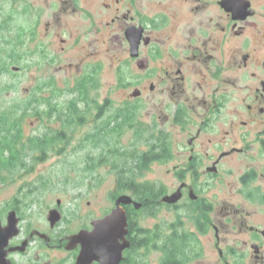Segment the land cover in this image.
Returning a JSON list of instances; mask_svg holds the SVG:
<instances>
[{"label": "flooded vegetation", "instance_id": "obj_1", "mask_svg": "<svg viewBox=\"0 0 264 264\" xmlns=\"http://www.w3.org/2000/svg\"><path fill=\"white\" fill-rule=\"evenodd\" d=\"M12 1H22L24 11L33 5L31 0ZM45 3L53 8L45 21L47 32L55 20L56 34L61 35L58 28L73 35L81 16L93 36L88 45L102 43L107 52L118 56L121 84L130 90L109 114V97L98 101L89 95L95 119L100 122L113 114L126 116L129 120L125 125L135 123L129 125L135 131L139 125L135 117L143 106L144 81H148L150 91L167 83V88L159 91L167 90L174 103L171 119L187 129V137L180 143L187 150L186 165L177 172L181 178L185 172L187 182L177 187L181 196L176 202L167 203L162 197L177 189L162 191L147 205L130 192L112 193L113 206L103 216L115 208L120 195L127 194L141 203L138 208L132 202L122 205L128 246L117 264H139L144 249L151 247L161 252L159 264H264V0ZM87 67L80 77L94 76L95 64ZM160 132L173 147L169 135ZM180 202L187 209V228L181 219L155 229L138 224L139 212L151 216L159 207L173 210ZM12 210L19 219L17 233L7 238L0 264H77L81 244L72 242L71 237L81 230H92V221L100 218L53 235L36 229L21 231L22 219L14 207L0 215L1 228L6 227ZM59 213L61 219V210ZM58 225L49 227L55 230ZM174 242H183V256H175L178 248ZM51 253L53 257L47 258ZM172 255L175 259H168Z\"/></svg>", "mask_w": 264, "mask_h": 264}, {"label": "rangeland", "instance_id": "obj_2", "mask_svg": "<svg viewBox=\"0 0 264 264\" xmlns=\"http://www.w3.org/2000/svg\"><path fill=\"white\" fill-rule=\"evenodd\" d=\"M31 1V8L26 6L24 11L22 1L15 3L12 0H0V62H4L8 69L0 79V113L13 108V114L16 115L19 111H15L26 99L49 97L51 88L39 87L48 80L54 87L52 101L62 108L73 97L69 88H74L76 79L90 64H95L97 68L94 84L89 85L88 94L98 101L109 97L112 103L106 114L112 112L115 104L120 103L122 96L130 90V87L127 89L121 84L118 56L112 51L107 52L102 43L96 44L94 41L91 46L88 45L93 36L87 32V21L81 16L76 28L73 27V35L66 29L58 28L61 35L56 34L55 20L51 22L52 26L47 32L45 21L52 13V6L48 7L45 0ZM77 34L78 43H75ZM60 37L64 39L63 42ZM131 69L136 71L133 66ZM144 86L143 106L135 117L136 124H139L137 128L145 130L141 138H150L152 130L156 134L163 131L173 142V154L167 160L152 161L135 178L163 187L167 193L174 192L182 181L187 182L185 172L182 173V178L177 173L180 172V167L184 168L186 165L187 150L180 143H184L187 129H182L181 124L174 123L171 119L174 103L168 98L169 92L159 91L166 89L168 84L161 83L154 91L148 89V81H144ZM46 105L42 102L41 107ZM92 111L93 108H88L86 120L68 129V139L57 144L62 148L60 153L55 148L46 154L45 160L33 162V152L25 150L23 160L26 165L10 173L4 172V178L0 179V215H5L9 208L17 209L22 219L19 224L21 231L36 229L41 232L50 231L53 235L57 232L68 233L84 224H90L93 218L103 216L113 206L111 196L121 166L112 165L105 160L102 164H97L101 145L105 144L94 145L92 140L89 143L82 141L97 124ZM43 121L34 116H25L20 121L22 137L42 134L47 128L54 130L59 127V123L53 118ZM129 125L132 124H124L119 133L110 135L111 143L118 141L121 151L134 139V127ZM110 144L105 146L113 150L115 145ZM139 149H147L146 140L139 145ZM104 154L107 157L110 152L105 150ZM134 159L137 160L138 156ZM125 163L128 170L131 168L130 173L134 172L133 159ZM16 198L19 199L17 203L14 202ZM52 208H58L63 215L55 230L50 229L47 219ZM156 210L155 215L150 214L151 216L144 211L139 212L138 224L155 229L181 219L187 228V209L182 202L173 210L166 207ZM36 249L33 248V251L36 252ZM41 254L44 256L46 253ZM53 255L51 253L47 258H52ZM161 259V252L151 247L144 249V255L138 261L139 264H159Z\"/></svg>", "mask_w": 264, "mask_h": 264}, {"label": "trees", "instance_id": "obj_3", "mask_svg": "<svg viewBox=\"0 0 264 264\" xmlns=\"http://www.w3.org/2000/svg\"><path fill=\"white\" fill-rule=\"evenodd\" d=\"M8 71L5 63L0 62V79ZM96 72V71H95ZM95 76H83L76 80L73 89L69 88L73 93V97L67 101V103L61 108L56 102L52 101L54 97V87L51 81H45L39 85V87L48 88L50 87L49 97H33L26 99L23 105H20L19 109L14 115L13 108L8 111L0 113V179L4 178V172H11L25 166L23 160L25 150L33 152L32 160L43 161L46 158V154L56 148V152H61V147L58 143L68 139V129L73 128L76 124H81L86 120V115L89 108V85L94 84ZM42 91V90H40ZM42 102L46 103V107H41ZM82 102H85L82 105ZM18 105V104H17ZM25 116H34L39 118L41 122L45 119H54L59 123V127L52 130H48L42 134H32L29 137H22V130L20 121ZM97 116V115H96ZM102 116V114L100 115ZM99 115L97 117H100ZM128 117L122 118L119 115H111L109 118L102 119L100 122L96 119V123L92 132L87 133L86 137L82 140L83 142L93 141L94 145L104 143L106 146L111 143V133H119ZM44 122V121H43ZM130 121L128 122V124ZM133 126L135 123L132 124ZM145 132L144 129H136L134 131V139L132 143L125 146L123 150L118 147V141H113L115 148L112 150L107 148L105 145H101V150L98 153L97 164L102 162L110 161L112 165L119 164L121 170L118 171L115 181V193L119 192H130L135 200L140 201L143 205L151 200L155 201L157 197L164 191L163 187H156L153 183L147 181H139L135 177L137 174H141L152 161L167 160L172 156L169 141L166 140V135L162 132L159 134L154 133L152 130L149 134L150 138H141V135ZM147 143V149H139V145L143 142ZM153 140V141H151ZM110 144V145H111ZM110 152L109 156L106 157L104 154L105 150ZM138 156V159L134 158ZM133 159L135 162L132 167L135 168L134 172L130 173L126 168V163L129 159ZM123 173H127L125 176ZM14 202H19V199H15ZM155 204V203H154ZM157 204V203H156ZM18 206V205H17ZM16 206V208H17ZM183 242H174V248H178L175 256H183L184 250H182ZM175 259L174 255L168 259ZM167 259V261H168ZM166 261V262H167Z\"/></svg>", "mask_w": 264, "mask_h": 264}, {"label": "water", "instance_id": "obj_4", "mask_svg": "<svg viewBox=\"0 0 264 264\" xmlns=\"http://www.w3.org/2000/svg\"><path fill=\"white\" fill-rule=\"evenodd\" d=\"M181 196L180 187L172 194L162 197L167 203L176 202ZM133 203L135 207L140 206V202L132 200L131 196L123 194L118 196L115 208L107 215L92 221V230H81L71 237L72 242L81 244V251L77 264H87L91 260H96L99 264H117L121 258L122 250L128 246L125 240L127 219L123 204ZM59 204V200H57ZM47 219L51 226L60 220L58 208L49 210ZM19 219L14 210L7 216V225L0 227V254L5 252L3 246L7 243V238L17 233V223ZM122 239L123 242H119Z\"/></svg>", "mask_w": 264, "mask_h": 264}]
</instances>
